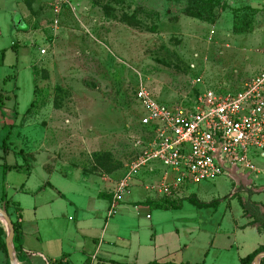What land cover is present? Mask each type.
I'll return each instance as SVG.
<instances>
[{
  "label": "rangeland",
  "instance_id": "obj_1",
  "mask_svg": "<svg viewBox=\"0 0 264 264\" xmlns=\"http://www.w3.org/2000/svg\"><path fill=\"white\" fill-rule=\"evenodd\" d=\"M71 2L75 10L65 7L57 25L50 0H0V95L11 93L3 101L15 104L19 115L11 125L0 113V208L13 222L19 219L18 203L25 231L35 229L37 221L44 226L45 215H59L60 226L72 225L69 218L79 208L89 210L97 201L107 214L133 156L134 127L145 114L136 98L141 81L156 101L174 106L205 89L240 88L264 69V0ZM197 78L201 83L195 84ZM4 143L18 152L16 160L4 152ZM256 151L250 148L261 173H252L254 181L258 174L264 178V157ZM150 166L155 174L143 170L123 195L161 196L149 209L137 210L146 226L147 214L159 217L176 209L161 207L179 203L190 217L204 213L206 228L214 227L217 215L210 217L217 206L198 208L190 198L213 205L229 199L237 221L247 222L242 192L235 194L236 182L228 175L164 196L158 188L141 186L158 183L165 170L159 161ZM45 179L65 197L49 202L53 192L38 191ZM99 190L105 196L97 198ZM116 212L112 219L122 213L120 206ZM0 224L6 230V223ZM189 228L196 233L192 239L198 235L200 243L210 242L193 222ZM180 229V241L186 242ZM239 231L243 251L260 241L252 228ZM150 233L141 231L143 237ZM0 264H12L8 252L0 250Z\"/></svg>",
  "mask_w": 264,
  "mask_h": 264
},
{
  "label": "crops",
  "instance_id": "obj_2",
  "mask_svg": "<svg viewBox=\"0 0 264 264\" xmlns=\"http://www.w3.org/2000/svg\"><path fill=\"white\" fill-rule=\"evenodd\" d=\"M4 96L9 99L12 97L9 92ZM0 113L8 117V121H5L7 124L14 125L19 118L15 104L8 106L5 101L0 106ZM8 153H13L14 160H16L17 151L8 149ZM14 166L19 168L17 163ZM259 174L261 173L259 172ZM259 174L254 177L255 181L252 178L253 174L246 172L231 171L229 177L236 182L235 194L241 191L244 202L257 203L264 210V198L262 197L264 178H261ZM103 181L105 182V180ZM83 184L81 186L86 187ZM250 188H252V196L247 193ZM45 189H50L53 192L49 202H53L56 198H62L61 196L65 197V193L58 189L51 180L45 179L38 191ZM184 191L185 189L181 187L172 195H179ZM161 195L163 194L161 193ZM101 196L105 195L102 190H99L96 197L100 198ZM111 198L112 196L109 200ZM161 199L159 195L157 198L144 196L141 199L122 196L119 201L122 213L117 219H112L117 212L108 217V211L107 214L105 211L103 213V209L97 201L89 210L79 208L76 217L72 220L71 217L69 218V221H75L72 225L60 226V223L56 221L59 215H45L48 220L46 219L47 222L44 223V226L37 221L35 229L31 231L23 230L24 222L21 217L22 252L18 257L19 263L15 260V264H50L56 261H61L63 264H243L244 259L264 247V229L255 223L251 215H246V213L244 216H246L247 222L239 223L234 216L229 199L221 200L219 205L217 202L211 205L217 207L210 218L214 215L217 216L215 217V226L209 229L204 225L206 221L201 220L200 217L204 213L198 210V216L190 217L187 212L183 211L184 204L179 203L174 206L172 204V207L167 206L168 208L158 205L163 209H176L173 212H162L156 218L147 214L146 219L151 223L146 226L140 221L137 210L142 206L149 209L152 203L157 202L156 200L161 201ZM69 202L73 204V201ZM205 203L211 202L205 201ZM107 208L108 205L104 210ZM133 208L136 212L132 210ZM18 215H21V212L17 213ZM0 220L7 225L6 217L3 213L1 214V211ZM192 222L199 233L202 232L204 235L208 233L209 243H200L198 235L193 238L194 240L191 238L196 234L193 233V228H189ZM248 227L260 235V241L253 249L243 251V243L239 242L238 234L239 230L245 232ZM180 228L184 232L186 242L180 241ZM146 230L151 231V235L143 237L141 231L145 232ZM8 233H10L9 230ZM10 242L11 247H14V236Z\"/></svg>",
  "mask_w": 264,
  "mask_h": 264
},
{
  "label": "built area",
  "instance_id": "obj_3",
  "mask_svg": "<svg viewBox=\"0 0 264 264\" xmlns=\"http://www.w3.org/2000/svg\"><path fill=\"white\" fill-rule=\"evenodd\" d=\"M67 6L75 10L71 0H50L55 24ZM136 98L145 114L134 127L133 156L113 190L108 217L116 213L122 196L131 191L133 180L143 170L155 174L156 168L150 166L154 161L165 167L159 182H140L141 186L158 188L168 196L189 184L230 176L231 171L259 172L250 148L264 157V69L240 88L205 89L174 106L156 101L142 81Z\"/></svg>",
  "mask_w": 264,
  "mask_h": 264
},
{
  "label": "trees",
  "instance_id": "obj_4",
  "mask_svg": "<svg viewBox=\"0 0 264 264\" xmlns=\"http://www.w3.org/2000/svg\"><path fill=\"white\" fill-rule=\"evenodd\" d=\"M3 98L4 96L0 95V106L3 105ZM3 150L5 153H8V147L6 143L3 145ZM190 201L194 204H196L198 207H206L211 206L214 202L211 203H205L196 200L195 198H190ZM216 203V202H215ZM244 207V212L246 215H251L252 218H254L255 223H258L261 228L264 229V210L261 207V205L257 203H253L251 201L242 202ZM6 207H8V203H5ZM16 208L21 212V208L18 203H15ZM21 215H19V219L13 221L14 227H15V235H14V241L16 244V251L17 256L19 257L20 253L22 252V236H21ZM8 226V223H7ZM9 230V226H8ZM10 231V230H9ZM6 230L5 228L0 224V250H3L5 252H8L7 243H6ZM264 251V247H261L257 251H255L253 254L249 255L246 259L243 260V264H252L255 257L260 253ZM50 264H63L61 261L52 262ZM264 264V259L262 260V263Z\"/></svg>",
  "mask_w": 264,
  "mask_h": 264
},
{
  "label": "water",
  "instance_id": "obj_5",
  "mask_svg": "<svg viewBox=\"0 0 264 264\" xmlns=\"http://www.w3.org/2000/svg\"><path fill=\"white\" fill-rule=\"evenodd\" d=\"M0 211L6 217V220H7L8 226H9L10 233H8V230L6 228V233H7L6 243H7L8 253H9V256L11 258V262H12V264H15V260L18 262V259L16 257V254H17L16 244L14 245V247H11V242H10L11 238L15 235V227H14V224H13L12 220L9 218V216L1 208H0ZM263 258H264V251L260 252L255 257L253 264H261Z\"/></svg>",
  "mask_w": 264,
  "mask_h": 264
}]
</instances>
